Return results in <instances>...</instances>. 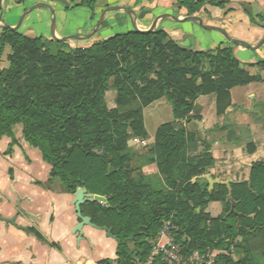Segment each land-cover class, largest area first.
Wrapping results in <instances>:
<instances>
[{
	"label": "trees",
	"instance_id": "trees-1",
	"mask_svg": "<svg viewBox=\"0 0 264 264\" xmlns=\"http://www.w3.org/2000/svg\"><path fill=\"white\" fill-rule=\"evenodd\" d=\"M175 1L190 16L207 4L227 3ZM95 3L81 2L92 11ZM241 7L253 24L264 21V12L254 13L251 4ZM8 48L9 65L3 68ZM255 64L264 68V59ZM260 80L261 75H251L242 66L232 46L188 48L162 28L130 30L73 47L70 40L4 27L0 139L8 136L16 144L20 126L23 138L51 166L52 179L58 178L67 192L85 187L105 196L106 204L95 200L81 206L93 223L107 226L117 236V255L125 264L145 258L148 239L167 222L174 225L172 234L184 255L234 245L242 257L220 254L219 264H264V250L262 257L256 256L249 246L254 239L264 241V161L253 163L249 181L216 183L211 190L206 179L192 181L209 173L216 161L211 143L191 126L200 119L194 113L198 97L214 93L217 111L223 113L231 104L233 87ZM111 90L115 105L110 107ZM164 97L172 105L174 120L158 126L146 162L158 171L146 174L130 165L129 141L146 135L143 108ZM134 101L139 106L124 112ZM193 141L201 145L200 154H190Z\"/></svg>",
	"mask_w": 264,
	"mask_h": 264
},
{
	"label": "crops",
	"instance_id": "crops-1",
	"mask_svg": "<svg viewBox=\"0 0 264 264\" xmlns=\"http://www.w3.org/2000/svg\"><path fill=\"white\" fill-rule=\"evenodd\" d=\"M82 1L2 0L0 32L2 24L16 26L22 14L38 2L51 5L54 13L48 7H37L28 12L19 29L30 36L48 38L52 37L54 17L59 37L84 35L95 28L107 7L130 9L106 12L90 43L105 38L109 33H99L111 32L116 24L127 27L137 22L140 29L147 30L163 14L181 19L188 16L175 0H96L94 11ZM226 1L225 7L205 5L199 16L205 23L223 27L231 36L256 45L264 38V21L259 20L261 25L253 24L241 5L251 4L254 13L264 12V0ZM230 8L234 9L229 11ZM157 28L165 29L181 45L192 49L229 43L220 31L207 30L196 20L177 21L165 16L160 18ZM234 53L251 75H261L262 80L233 87L231 104L223 113L217 111L214 93L199 96L194 106V113L200 117L195 119L199 135L211 143L216 159L209 173L230 182L249 181L253 163L264 161V115L258 116L254 111L259 94L264 93V68L255 64L264 59V45L256 50L238 45ZM239 88L241 101L235 100L234 94ZM16 140L12 145L11 137L0 139V264H101L102 260L110 264L118 259V240L105 230L90 224L84 225L81 233L75 230L80 221L75 194L67 192L58 178L52 179L51 166L23 138L22 131L16 134ZM82 212L91 217L84 208Z\"/></svg>",
	"mask_w": 264,
	"mask_h": 264
},
{
	"label": "rangeland",
	"instance_id": "rangeland-1",
	"mask_svg": "<svg viewBox=\"0 0 264 264\" xmlns=\"http://www.w3.org/2000/svg\"><path fill=\"white\" fill-rule=\"evenodd\" d=\"M22 1L25 3H28L27 2L28 0H22ZM60 1H62V0H60ZM71 1H73V0H70V2ZM99 1H101V0H99ZM44 3H46V2H44ZM32 6H30V7H32ZM250 9H252V8H250ZM79 13H81V12H79ZM197 15L199 16V14H197ZM99 18H100V16H99ZM99 18H98V20H99ZM98 20H97V22H98ZM134 29H135L134 24L127 26V27L124 24H116L113 27H111V32L110 31H108V32L107 31H101V33H99V34L105 35L106 33H109V34H106L107 36H105V38H107V37H110L116 33H126L128 31L134 30ZM84 35H86V34H84ZM91 37H89L87 39H71V41H70L71 46H73V47L89 46L92 44V43H90V40L92 39ZM226 41L229 42V43H227L228 44L227 46H232L233 50H234V48H236L238 46L236 44L233 45L234 43L230 42L227 38H226ZM188 42L189 43L192 42V39H190ZM217 47L218 46L212 47V48L209 47L206 49H197V50L215 49ZM9 51H10V49L8 48L6 50V52L3 54L2 62H1V65L3 68H6L9 65V60H8ZM234 55L236 56V53H234ZM242 65H245V64L243 63ZM113 80H114V78H111L110 82L112 83ZM259 86H262V85H259ZM238 90H241V88L236 89L235 90L236 92L234 91L235 92L234 93L235 94V100L243 99L241 96V91H238ZM263 100H264V93H261L258 96L257 105H256V108L254 109V111L256 112V115H258V116L264 115V102H263ZM239 101H241V100H239ZM107 103L110 107L115 105V91H113V90L109 91V95L107 97ZM138 106H139L138 101H134L130 105L125 107L123 109V111L127 112L128 110H131V109L138 107ZM142 116H143V120H144L143 123H144V130L146 132V135L143 137H141V136L140 137H134L129 141L128 152L132 158L130 161V165L132 167L139 168L143 173L154 174L158 171L156 165L154 164L155 167L152 168V167H150V165H152V164H148L146 162L148 161L149 151H150V148L154 142V135H155V132H156L158 126L162 123L174 120V116L172 113V105L168 101V99L166 97H164V98L159 99L157 101H154L150 105L144 107L143 112H142ZM197 124H198V122H197ZM191 126L197 127V125H195V124H191ZM16 131H17V133L21 132L20 126H16ZM201 150H202L201 145L198 142H196V141L190 142L189 152L191 155L200 154ZM56 181H57L56 182L57 184L61 183L59 180H56ZM102 204H106V203L102 202ZM208 209L213 214H215L217 212L213 205H210L208 207ZM259 240H261V239H254L253 241H251L249 243V246H253L254 251H251V252H253L254 255L262 257L261 253L264 250V243H263L264 241L262 242ZM128 244H129V246L133 247V241L132 240H129ZM220 254H229L230 256H233V258L235 260L242 257L234 245L230 246V248H225V249L208 248L205 251L193 250L190 254H187V255L183 254V255L185 256V258H189V257L194 256L195 259L193 261L194 262L193 264H209L208 262H210V261H211L210 264H219L220 263V260H219ZM189 263L190 262L182 263V264H189Z\"/></svg>",
	"mask_w": 264,
	"mask_h": 264
},
{
	"label": "water",
	"instance_id": "water-1",
	"mask_svg": "<svg viewBox=\"0 0 264 264\" xmlns=\"http://www.w3.org/2000/svg\"><path fill=\"white\" fill-rule=\"evenodd\" d=\"M37 7H48L50 8V10L54 13V9L52 6H50L49 4L47 3H44V2H38L36 3L35 5H33L32 7H30L28 10H26L22 16H21V19L19 21V23L16 25V26H10L9 24H2V27H9V28H12L14 30L16 29H19L20 25L22 24L25 16L28 14V12L34 10L35 8ZM126 9V10H130L129 8L127 7H124V6H110V7H107L100 15V18L95 26V28L93 29L92 32L86 34V35H81V34H74V35H68V36H63V37H59L57 34H56V31H55V28H56V19L55 17L52 19V26H51V33H52V37L54 39H57V40H61V41H68V40H71V39H87L89 37H91L98 29V27L102 24L103 20H104V17H105V14L106 12L110 11V10H115V9ZM165 16H171L173 18H175L177 21H186V20H196L199 22V24L207 29V30H218L220 31L230 42L234 43V44H237V45H240V46H243L247 49H250V50H256V49H259L262 45H264V38H262L256 45H253L245 40H242V39H239V38H235L233 36H231L229 34V32L223 28V27H220V26H216V25H213V24H207L204 22V20L202 19L201 16H198V15H194V16H186L185 18H178L176 16H173L171 14H163L162 16H159L156 18V20L154 21V23L152 24V26L147 29V30H142L139 28L138 26V23L136 22L134 24L135 26V31H140V32H152V31H155L157 29V24H158V21L160 20L161 17H165ZM206 179L209 183V189L211 190L214 185L216 183H226V184H229L230 181H221L219 180L218 178H213L210 173H206L204 175H199V176H196L192 179L193 182H196L197 179ZM75 208H76V213H77V216L79 218V223L78 225L76 226V231L78 230L80 233L82 232V227L86 224H90L92 226H95L97 228H100L102 230H105L106 231V234L108 236H111V237H114L115 239L118 240L117 236H115L114 234H112V232L110 231V229L107 227V226H98L96 225L95 223H93L91 221V217L89 216H86L83 214L82 212V208H81V205L83 203H86V202H89V201H95V200H99L101 202H105L107 203V198L103 195H99V194H94V193H90L87 191V189L85 187H79L76 189L75 191ZM229 198H230V195H229ZM2 218V216H1Z\"/></svg>",
	"mask_w": 264,
	"mask_h": 264
},
{
	"label": "built area",
	"instance_id": "built-area-1",
	"mask_svg": "<svg viewBox=\"0 0 264 264\" xmlns=\"http://www.w3.org/2000/svg\"><path fill=\"white\" fill-rule=\"evenodd\" d=\"M174 225L167 222L156 236L148 239L149 253L145 258L136 257L133 264H193L194 256L185 258L182 246L172 234ZM209 264L211 263L208 262ZM110 264H125L118 259Z\"/></svg>",
	"mask_w": 264,
	"mask_h": 264
},
{
	"label": "flooded vegetation",
	"instance_id": "flooded-vegetation-1",
	"mask_svg": "<svg viewBox=\"0 0 264 264\" xmlns=\"http://www.w3.org/2000/svg\"><path fill=\"white\" fill-rule=\"evenodd\" d=\"M2 220L1 216H0V221Z\"/></svg>",
	"mask_w": 264,
	"mask_h": 264
}]
</instances>
